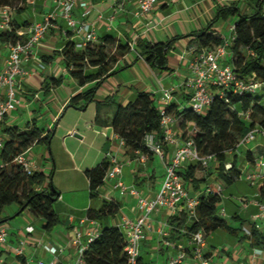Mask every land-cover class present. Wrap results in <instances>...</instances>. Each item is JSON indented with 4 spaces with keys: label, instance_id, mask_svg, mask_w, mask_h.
<instances>
[{
    "label": "crops",
    "instance_id": "0c3cea01",
    "mask_svg": "<svg viewBox=\"0 0 264 264\" xmlns=\"http://www.w3.org/2000/svg\"><path fill=\"white\" fill-rule=\"evenodd\" d=\"M232 2H237L242 11L247 13H251L255 9V0H157L150 14L139 16L135 0H91L89 2L90 13L86 19L93 24L97 42L103 36L111 35L117 40L132 43L136 47L137 39L155 43L166 42L177 36L180 38L176 40L168 53L170 70L152 69L144 58H137L138 52L135 47L131 49L113 67L119 69L125 64H131V66L128 69L120 70V74L116 75L115 73L114 77L105 79L96 92L94 100L84 109L73 107L65 109L74 94L90 85L80 87L70 75V71L64 66L61 55L55 57L56 52L61 53L69 37L57 28H52L49 31L37 51L22 63V68L27 74L18 77L21 87L20 104L16 110L6 115L1 123L0 133L4 134L2 130L7 126L16 125L23 129L35 123L45 135L53 128L54 122L59 126L61 117L64 118L67 114H72L75 116L74 122L66 123V125L61 124L58 134L55 132L54 135V138H62V144L68 156V164L63 165L58 170L68 173L71 182L74 179L72 173L83 176L86 188L83 190L74 188L60 190V196L53 207L61 222L50 231L45 230L44 220L39 216H37L39 224H41L39 227L34 226L36 224L28 219H25L24 223H16L17 216L5 222L3 225L8 227V237L7 245L0 247V264H27V262L36 264V261L40 259L55 261L58 264L72 262L77 256L78 243L75 242V239H77L79 232H82L80 241L84 244L88 242L89 233H100L103 225H118L123 217L135 219L141 215L137 197L132 195L129 190L114 189L110 181L104 182L96 198H90L89 181L85 175V170L98 165L105 158L108 159V153L112 152L118 161L124 165L122 178L128 187H135L139 194L147 199H152L157 195L164 179V174L161 179L162 182L157 177L158 168L162 166L164 169L163 160L156 153L149 154L144 161L140 160L141 155L136 152L127 153L114 135L111 126L112 118L117 107L134 100L139 91L152 93L159 108L165 104L162 97L164 89L172 90V102L177 104L179 110L189 105L193 94V74L190 63L197 51L207 48L201 47L194 37L186 35L207 27L215 18L218 7L229 5ZM82 10V8L77 7L74 17L81 19ZM52 12L56 13V22L63 27V21L58 14L54 0H29L25 5V10L20 13L13 12L11 18L15 24L21 25L27 22L30 26L44 21ZM235 20L236 18H230L227 21L220 20L213 27L218 36L223 37L225 42L228 41L231 44L234 32L231 31V27ZM8 54L7 43L0 41V72L5 67ZM43 55L48 57L53 55L54 58L45 62L42 60ZM58 57H60L58 61H55V58ZM231 58L232 53L228 48V52L221 60L222 64H230ZM39 62L43 63V68L37 66ZM129 70L133 73H129L128 78H126L123 72H129ZM67 76L69 88L63 90L61 88ZM58 77H63L62 83L46 90L44 82ZM109 95H114L113 100L104 104L105 98ZM188 97L189 100H187ZM0 98H5L4 89H0ZM22 114L25 115L24 119L26 117L27 121L25 120L21 126V122L18 121L23 116ZM50 116H52L51 122L45 126ZM175 128L178 130L176 125ZM75 133L80 137L75 136ZM260 141L258 144L250 143L239 149L238 159L243 161L245 168L250 166L244 158L245 151L248 148L262 150ZM38 144L35 143L31 150ZM163 148L166 157L172 156L173 147L164 145ZM27 156L34 165V170L42 171L45 174L44 168L39 170L38 160L32 161L29 154ZM189 163L191 162L186 160L180 166V170H183L184 166ZM55 169L52 181L57 174ZM213 170L215 169L213 168ZM213 173V176L207 177L211 181L214 180L215 185L220 186L224 192V185L218 183L220 179L216 180L217 170ZM45 175L47 176L45 184H47L49 175ZM242 178L245 179L244 176L240 179ZM235 182L229 185H233ZM249 184L252 185L250 182ZM203 188L191 193L200 192ZM256 191L255 199L245 200L241 206L237 205L235 201L232 202L231 198L228 199L229 203H223L222 206L220 203L219 208L224 212L222 216L233 228L238 230L236 233H230L227 230L219 229L207 236L204 256L209 264H264V254L257 255L255 253L254 250L257 247L249 238L250 234L245 232L246 230L250 231L251 227L254 226L253 217L255 215H259L257 219L258 229L264 232V211L259 206L261 201L258 187ZM127 196L132 199L128 203L126 202ZM243 197L247 198L246 195ZM104 200L117 202L119 204L118 212L107 218L88 220L89 209H99ZM229 204H234V207L230 209ZM19 208V205L14 204L12 213L3 215L13 216ZM241 210L248 211V213L242 214ZM172 216L167 208L150 214L146 237L141 243L140 264H168L171 256H177L181 253L184 256L179 264H200L192 253L190 234L184 232L186 230L173 233L170 224ZM81 220L86 221L81 224ZM238 221L237 226L235 223ZM29 226L34 228L31 233L27 231ZM20 241L26 243L25 257H17L14 253V248ZM244 242L250 245L249 249L242 244ZM46 246L56 247V253L47 250ZM232 246L235 249L240 247L236 257L231 250Z\"/></svg>",
    "mask_w": 264,
    "mask_h": 264
},
{
    "label": "trees",
    "instance_id": "16d2710c",
    "mask_svg": "<svg viewBox=\"0 0 264 264\" xmlns=\"http://www.w3.org/2000/svg\"><path fill=\"white\" fill-rule=\"evenodd\" d=\"M29 0H0V7H10L13 11L22 12ZM264 0H257L255 9L251 13L242 11L237 2L220 6L215 18L205 28L192 32V36L201 47L214 48L225 43L223 37L218 36L213 28L220 20L227 21L236 18L234 22V39L229 49L232 53L231 65L237 77L243 79L253 78L262 83L260 89L253 92L244 91L235 93L232 89L224 90L225 96L220 95L219 89L213 90V99L210 106L203 112L192 110L190 104L179 110L176 103L167 105V112L171 113L176 121V127L184 140L192 139L201 155L214 154L216 156V179H223L227 184L239 180L242 171L238 166L239 153L236 152L239 139L254 126L264 128V105L261 97L257 96L264 91ZM10 29L0 31L2 43H16L22 40L18 31L29 27V23L21 25L10 22ZM180 37H174L166 42L151 43L137 39V58H144L152 69L170 70L168 53ZM131 50L130 43L117 40L111 35H105L97 43H88L85 48L77 49L74 40L68 39L61 53L64 66L70 75L84 90L74 94L66 108L84 109L94 100L96 92L103 81L131 64H125L119 69H114V64L122 59ZM54 56H42V60L49 62ZM136 58V59H137ZM135 59V60H136ZM63 77L51 78L44 82L46 90L51 86H59ZM114 95L105 98L104 104L113 100ZM189 100V97L187 98ZM250 112L251 121L246 122L239 116V112ZM111 126L114 133L124 141V148L128 153L139 151L144 154L153 152L147 147L145 137L148 133H156V142L163 144L161 131V113L156 105L155 96L147 91H139L136 98L125 105H119L112 118ZM56 125L45 135L35 123L21 129L16 125L3 128L4 144L0 150V225L21 214L25 209H30L34 214L44 220L45 230H52L60 224L61 219L54 210V203L60 196V191L54 186L52 178L55 169L52 153L53 168L49 174V182L44 187L47 176L42 171L34 170L28 174L22 165L15 161L18 154L24 152L34 143L44 142L48 146L55 135ZM233 155L229 156L228 152ZM264 153L255 152L251 148L245 151L244 158L248 162L255 160ZM227 162L232 163V168L225 169ZM110 167V161L103 159L98 165L85 170L89 181V196L96 198L104 184V178ZM204 170L196 163H189L179 170L183 177L186 189L195 192L207 184L214 185L209 178L199 176ZM222 189V188H221ZM259 199L264 201V182L259 186ZM222 192L202 193L199 196L197 217L188 219L184 213H178L170 218L173 233L186 230L188 234L201 231L205 238L223 229L236 233L226 218L220 214ZM17 204H26L24 210L13 216H4L5 207ZM18 210V211H19ZM119 204L112 200H104L102 206L95 210L89 209L88 217L99 220L115 215ZM257 248L264 251V232L252 226L250 237ZM125 239L122 231L116 225H103L100 235L90 244L84 253L86 264H126L124 252Z\"/></svg>",
    "mask_w": 264,
    "mask_h": 264
},
{
    "label": "built area",
    "instance_id": "2783aa9c",
    "mask_svg": "<svg viewBox=\"0 0 264 264\" xmlns=\"http://www.w3.org/2000/svg\"><path fill=\"white\" fill-rule=\"evenodd\" d=\"M91 0H54L58 9V14L63 21V27L56 22V13L48 14L46 19L41 22L30 25L27 29H21L17 33L22 36V40L16 43H7L9 54L6 60L4 69L0 72V89L5 90V98H0V125L5 119L6 115L17 109L20 104L21 87L18 77L27 74L22 68L24 60L29 59L34 52L41 46L43 40L52 28H57L61 32L74 40L77 49H83L88 43L97 42V37L93 24L86 19L90 13L89 2ZM137 5V14L144 16L150 14L157 0H135ZM82 8L81 19L74 17L75 9ZM13 9L10 7H0V30L10 29L11 15ZM234 31V25L231 27ZM234 36L231 41H233ZM231 43L228 41L222 45L214 48H207L197 51L194 54L190 63V69L193 74L192 87L193 94L190 101V106L193 111L203 113L211 104L213 99V90L219 89L220 95L225 96L224 90L232 89L235 93L244 91L253 92L261 88L262 83L256 79H243L237 77V74L231 64L223 65L221 60L228 52ZM134 45L130 43V48L134 49ZM43 68L42 62L37 65ZM165 104L159 108L161 113V131L163 135V144L156 142L154 132L148 133L145 137L147 147L161 157L165 167V175L157 195L152 199L142 197L135 187H128L123 176V163L119 162L117 157L112 153H108V160L110 167L106 172L104 182L110 181L112 187L117 190H129L132 195L137 197V204L141 215L135 219L123 217L120 223L116 226L120 228L125 239L124 252L126 255V264H140V248L141 243L146 237V230L149 227L148 220L151 213L158 212L163 208L170 210L171 215L184 213L188 219L197 217V206L199 203V196L204 193H221L222 189L218 185L207 184L200 192L191 193L186 189L183 177L179 174L180 166L187 160L191 163L198 164L204 171L216 167V156L214 154L201 155L197 150L192 139L184 140L176 130V121L171 113L167 112V105L172 102L173 95L171 89H164L162 93ZM239 116L246 122L251 121L250 112H239ZM119 140L120 146L124 147V141L114 133ZM261 140V141H260ZM260 145L264 151V128L259 125L254 126L246 134H244L237 144L236 152L242 146H247L250 143ZM4 144V136L0 133V150ZM35 144V143H34ZM32 144L24 152L17 155L15 161L22 165L28 174L34 171V165L28 158V154L32 149ZM168 145L173 147L172 156H167L163 146ZM140 160H146L148 154L141 153ZM232 156V151L228 152ZM245 157V156H244ZM247 161V160H246ZM248 162V161H247ZM249 167H244L242 176L251 184L259 186L264 182V153L258 157L255 162H248ZM232 168V163L227 162L225 169ZM262 211H264V201L259 204ZM220 214H224L220 210ZM259 215L253 217V224L258 229L259 224L257 219ZM92 220V219H88ZM86 220H81L83 224ZM32 226L27 227L28 232H33ZM188 233L187 231H184ZM250 234L249 230L245 231ZM82 232H79L75 242L78 243L77 256L72 262L65 264H86L84 260V253L89 248L90 244L100 235V233H89L87 243L82 244L80 237ZM192 243V253L200 264H209V261L204 256V247L206 245V238L201 231L190 234ZM8 227L0 226V247L7 245ZM25 241H20L14 248V253L17 257H25ZM46 249L52 253H56L57 249L54 246H46ZM257 255L263 254L260 248L255 249ZM183 254L171 256L168 264H179L183 259ZM27 264H30L27 262ZM36 264H58L55 261L37 260Z\"/></svg>",
    "mask_w": 264,
    "mask_h": 264
},
{
    "label": "rangeland",
    "instance_id": "374dc122",
    "mask_svg": "<svg viewBox=\"0 0 264 264\" xmlns=\"http://www.w3.org/2000/svg\"><path fill=\"white\" fill-rule=\"evenodd\" d=\"M256 4V0L254 2V5ZM229 20V19H228ZM57 57V55L55 56ZM60 57L58 58H55V61H58ZM128 69V68H127ZM132 74L133 72L131 70L128 71H124L123 72V75L126 76V78H128V74ZM117 74H120V72L116 73ZM114 75L110 76V77H114ZM67 78L68 76L65 78L64 82H63V86L61 89H68L69 88V82L67 81ZM257 96L261 97V103L264 105V91L260 92ZM21 113V112H20ZM24 114V113H23ZM22 114V115H23ZM24 116H21L20 117V121L18 122H21V126L24 124V121L26 119H24ZM51 119H52V116H50L48 118V120L46 121L45 123V126L46 124L50 123L51 122ZM75 120V116H73L72 114H67L64 118H60V123H59V126L58 124H56L55 122L52 124V126L54 127L56 125V134H58L59 132V128L61 126V124L63 125H66V123H71V122H74ZM0 129H2V126L0 125ZM3 131V130H2ZM62 138L61 137H57V138H52L51 140V143L50 145L48 146L46 143L44 142H41L39 143L33 150H31V152L29 153V156H30V159L33 161V160H38V164H39V170H42L43 168L45 169V174L49 175L51 174L52 172V159L50 157V154L49 152L52 153L53 157H54V162H55V166H56V171L57 174L55 175V179L53 181V184L54 186L60 191V190H67L69 188H74L76 190H83L84 188H86L85 186V180H84V177L77 174V173H72L74 179L72 180V182L70 181V175L66 172H61L58 170V168L62 167L63 165H67L68 162H67V159H68V156L64 150V147H63V144H62ZM70 141H73V140H70ZM255 152H260V149H255L253 150ZM238 166L241 170H245L244 169V164H243V161L241 159H238ZM215 170H213V168L209 169V170H202L198 173L199 176H202V177H205V176H213V172ZM163 174L165 175V167L163 169V167H159L158 168V180L162 182V178H163ZM217 180V179H216ZM211 182V180H210ZM213 184L214 183V180L212 181ZM218 183L220 185H224V192H223V199H222V202H221V206L223 205V203H226L228 202V199H232V202L235 201V203H237V205H243L244 201L245 200H248V201H251V200H254L255 197H256V190H257V187L258 185L257 184H252L250 185L249 182H247L244 178L240 179V180H237L233 185H229L227 184L223 179H220L218 181ZM47 184H45L46 186ZM161 186V185H160ZM247 196V198L245 199L243 196ZM132 199H129V197L127 196L126 197V202H130ZM229 203V202H228ZM231 207L233 208L234 207V204H229V208L231 209ZM236 208V207H235ZM14 209V205H10V206H7L5 207L4 209V212L3 214H8V213H12ZM242 214H247L248 211H243L241 210L240 211ZM242 216V215H241ZM245 216V215H243ZM17 222L19 223H24V220L25 219H28V220H31L32 222H34L36 225L34 226H37L39 227L41 224H39V221L37 219V215L34 214L32 211L30 210H24L19 216L16 217ZM239 224V221L238 223H235V225L238 226ZM263 226H264V221H263ZM245 245V247L247 249H249L250 245L247 244L246 242L242 243ZM234 248V249H233ZM240 248V247H239ZM238 248V249H239ZM252 249H254V247H251ZM237 248L235 249V247H231V250L233 251L234 253V257H236V253H237ZM255 251V250H254ZM263 254H264V251H263ZM158 264V263H157Z\"/></svg>",
    "mask_w": 264,
    "mask_h": 264
},
{
    "label": "water",
    "instance_id": "95a60500",
    "mask_svg": "<svg viewBox=\"0 0 264 264\" xmlns=\"http://www.w3.org/2000/svg\"><path fill=\"white\" fill-rule=\"evenodd\" d=\"M75 136L80 137L77 133H75ZM25 207H26V204L21 207V209L18 211V214L21 213L24 210Z\"/></svg>",
    "mask_w": 264,
    "mask_h": 264
}]
</instances>
